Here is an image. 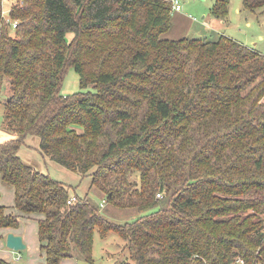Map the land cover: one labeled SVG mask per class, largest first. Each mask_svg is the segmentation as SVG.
I'll list each match as a JSON object with an SVG mask.
<instances>
[{
  "label": "trees",
  "instance_id": "16d2710c",
  "mask_svg": "<svg viewBox=\"0 0 264 264\" xmlns=\"http://www.w3.org/2000/svg\"><path fill=\"white\" fill-rule=\"evenodd\" d=\"M2 2L0 180L43 215L45 264H93L95 231L124 240V264H264V54L223 33L166 38L170 0H15L7 16ZM67 66L81 90L63 95ZM29 136L83 195L22 158ZM20 218L0 205V228Z\"/></svg>",
  "mask_w": 264,
  "mask_h": 264
},
{
  "label": "rangeland",
  "instance_id": "374dc122",
  "mask_svg": "<svg viewBox=\"0 0 264 264\" xmlns=\"http://www.w3.org/2000/svg\"><path fill=\"white\" fill-rule=\"evenodd\" d=\"M14 1L15 0H3L2 10L4 16L8 15V9ZM178 1L182 6V10L179 12H172L171 27L166 32L167 35H174L176 38H180L194 33V36H198L199 32H202L205 28L203 21H207V19L209 21L210 17H212L211 8L215 0ZM208 15H210V17ZM224 25V29L220 30V33L253 47L264 54V7L259 11L249 12L243 7L242 0H229L228 12L225 17ZM211 32V37H215L218 33L217 31ZM71 36V33L67 35L68 38ZM3 83L4 86H6L0 89V122L3 118L2 102L6 100V95L10 93L7 80L5 79ZM80 90L81 87L78 74L72 66H67L61 83V93L67 95ZM37 142L38 139L32 136L26 139L28 146H24L20 150L22 158L41 172L68 184L71 193L75 192L78 195H83L87 189L88 180L80 181L79 176L75 172L69 171L49 161L47 157H43L37 149ZM0 185L5 189H9V187L5 186L3 183ZM3 195L4 194L0 191V197ZM88 197L94 204H98L102 201L101 198L103 195L98 193L95 189H91ZM104 207H107L105 203ZM104 207L101 209L105 212ZM108 213L110 212L108 211ZM112 218L118 221L123 220L118 216H113ZM23 251L24 250H22V253ZM105 251L110 254V260L106 257L108 253L106 254ZM92 258L93 264H124L129 261L125 242L114 231H110L106 238L101 237L98 231H95ZM78 264L87 263L80 258ZM236 264L242 263L238 262Z\"/></svg>",
  "mask_w": 264,
  "mask_h": 264
},
{
  "label": "crops",
  "instance_id": "0c3cea01",
  "mask_svg": "<svg viewBox=\"0 0 264 264\" xmlns=\"http://www.w3.org/2000/svg\"><path fill=\"white\" fill-rule=\"evenodd\" d=\"M179 12V11H178ZM210 17V15H208ZM204 29L199 32L196 37H204L206 35L212 34L211 31H217L224 29L225 20L215 19L210 17V20L203 21ZM168 39H178L176 36H169L167 33L164 35ZM194 36V33L191 34ZM184 37V36H183ZM181 38V37H180ZM3 110V106H2ZM1 110V111H2ZM3 116V114H2ZM9 138L8 133L3 129V119L0 122V142ZM0 184H2L0 180ZM6 186V185H5ZM0 191L4 194L0 197V205L4 206L7 213H13L21 215L19 226L17 228H0V260L6 262L7 264H45V252L40 249V244L38 240V225L37 220L42 218L41 214H22L14 207V190L13 188L5 189L0 185ZM9 232L18 234L22 236V240L26 245L23 253L22 251H13L6 247V236ZM106 238V237H105ZM107 254L108 252L105 251ZM20 255V259H16L17 255ZM110 254L108 253L106 257L110 260ZM78 257L64 258L61 264H78Z\"/></svg>",
  "mask_w": 264,
  "mask_h": 264
},
{
  "label": "water",
  "instance_id": "95a60500",
  "mask_svg": "<svg viewBox=\"0 0 264 264\" xmlns=\"http://www.w3.org/2000/svg\"><path fill=\"white\" fill-rule=\"evenodd\" d=\"M191 34H189V37ZM6 247L13 250V251H22L26 248L22 240V236L9 232L6 236Z\"/></svg>",
  "mask_w": 264,
  "mask_h": 264
},
{
  "label": "built area",
  "instance_id": "2783aa9c",
  "mask_svg": "<svg viewBox=\"0 0 264 264\" xmlns=\"http://www.w3.org/2000/svg\"><path fill=\"white\" fill-rule=\"evenodd\" d=\"M171 3H172V7H171V11L172 12L173 11L178 12V11H181L182 10V6H181V4H180V2L178 0H173V1H171ZM12 26L15 27L16 26V23L14 22ZM104 203L105 202L102 201L100 203V206L103 207L104 206ZM16 259H20V255L19 254L16 256Z\"/></svg>",
  "mask_w": 264,
  "mask_h": 264
}]
</instances>
